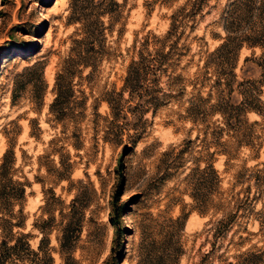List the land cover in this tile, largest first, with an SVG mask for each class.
Instances as JSON below:
<instances>
[{
    "label": "rangeland",
    "instance_id": "obj_1",
    "mask_svg": "<svg viewBox=\"0 0 264 264\" xmlns=\"http://www.w3.org/2000/svg\"><path fill=\"white\" fill-rule=\"evenodd\" d=\"M114 1L93 0L96 11H110L99 24L106 59L83 68L67 63L79 27L72 0H0V162L12 150L15 177L30 183L27 224L45 204V219L53 217L47 236L57 250L64 224L77 222V264H264V255L252 256L264 254V85L256 64L264 62L262 51L243 46L234 56L229 99L239 106L251 91L258 113L247 110L225 125L212 106L228 100L227 90H212V67L204 86H188L180 100L142 113L125 91L113 113L106 101L122 92L141 39L164 35L172 15L193 0ZM201 2L180 41L188 51L177 72L185 78L204 70L225 36L230 1ZM184 14L176 13L182 23ZM67 67L60 83L73 92L53 113L56 77ZM54 149L70 163L66 179L56 178ZM52 255L53 264H65L57 251Z\"/></svg>",
    "mask_w": 264,
    "mask_h": 264
},
{
    "label": "trees",
    "instance_id": "obj_2",
    "mask_svg": "<svg viewBox=\"0 0 264 264\" xmlns=\"http://www.w3.org/2000/svg\"><path fill=\"white\" fill-rule=\"evenodd\" d=\"M229 1L222 14L224 39L209 53L204 61L205 66L202 72H196L187 78L177 72L182 57L188 51L186 45L180 41L185 31L193 27L196 16L202 8L201 0H193L188 4V8L184 5L172 15L170 27L164 35L157 36L150 33L141 39L136 53L127 64L122 92L116 93L117 96L112 97L111 101H106L110 111L114 113L117 110L115 112L118 113L121 95L126 91L130 97L129 101L133 98L137 100L133 108L142 113L154 112L172 99L183 98L188 86L193 84L204 86L208 69L212 67L215 77L212 90L217 88L216 84L219 86L223 84L227 90L228 100L222 97L212 106L213 112L222 117L225 125L237 121L239 116L247 110L258 113L253 101L259 99L251 91H248V95H243L239 106L231 104L229 99H231L232 83L236 77L234 73L236 65L233 61L237 52L243 46L258 48L262 51L261 57L264 59V0ZM112 2L117 4L114 0ZM71 9L73 23L79 27L76 31L77 37L71 42L70 55L67 57L68 66L72 63L83 68H94L100 61L106 59L103 46L105 37L99 30V24L102 23L100 16L106 14L109 16L110 11H96L93 0H72ZM182 11L185 13L182 16L185 19L183 23L176 18V13ZM256 64L260 70L259 81L264 85V62ZM34 67H37L38 79L43 83V67L39 64ZM65 70L66 72L58 73L56 77L55 98L50 106V111L53 113L52 107L63 106L66 102L64 99L73 92L70 84L66 88L60 83L65 79L67 72L70 73L68 67ZM186 102L189 103L187 100ZM198 108L200 112V107ZM185 111L188 113L189 107ZM57 152L55 149L52 151V154L59 157L56 178L66 179L68 177L65 174L69 172L70 163L68 159L63 160ZM15 161L14 152L7 150L0 162V264H53L52 254L56 251L65 264H77L72 252L73 240L80 230V225L72 221L64 224L61 235L56 237L58 249L50 247L47 232L52 228L50 222L53 221V217L45 219L44 204V207L40 209L42 213L34 216L31 223L27 224L29 217L24 211V202L30 183L24 176L16 175L15 177L16 168L13 167ZM207 169L210 170L214 179L218 178V173L212 166ZM208 188H213V184H209ZM50 191L55 197L53 189ZM73 208L74 205H72ZM113 213L112 207L109 223L116 228L117 221ZM37 238V242H34ZM263 255V252L252 254L259 259Z\"/></svg>",
    "mask_w": 264,
    "mask_h": 264
}]
</instances>
